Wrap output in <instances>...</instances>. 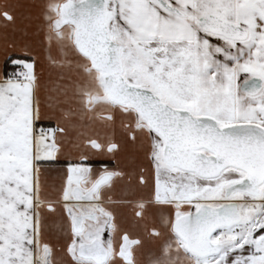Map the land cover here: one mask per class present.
<instances>
[{"label": "snow or ice", "instance_id": "snow-or-ice-1", "mask_svg": "<svg viewBox=\"0 0 264 264\" xmlns=\"http://www.w3.org/2000/svg\"><path fill=\"white\" fill-rule=\"evenodd\" d=\"M0 54V264H264V0L4 3Z\"/></svg>", "mask_w": 264, "mask_h": 264}, {"label": "crops", "instance_id": "crops-1", "mask_svg": "<svg viewBox=\"0 0 264 264\" xmlns=\"http://www.w3.org/2000/svg\"><path fill=\"white\" fill-rule=\"evenodd\" d=\"M30 0H0V5L4 4V3H20V4H27L29 3ZM18 11H23V9H19ZM25 57L23 55H18L13 57V59H24ZM11 62H10V66H11ZM13 66V65H12ZM5 68L10 72L13 70V68H9V66H7L5 64V62L2 59V54H0V72H3L5 70ZM55 74H53L52 79H55ZM45 81H47L49 79L47 71L45 72V76H44ZM69 95L71 96V92L69 93ZM44 126H50V127H55L56 126V121L52 120V121H46ZM120 132L119 129H117V138H119ZM110 157L109 156H95L93 157V165L94 167H103L106 163H108L110 161ZM48 178L51 182H55L58 180V174L55 172H51L48 174ZM151 247L150 244H146L145 249L143 250L144 255H143V259L145 260V262L148 259V250Z\"/></svg>", "mask_w": 264, "mask_h": 264}, {"label": "trees", "instance_id": "trees-1", "mask_svg": "<svg viewBox=\"0 0 264 264\" xmlns=\"http://www.w3.org/2000/svg\"><path fill=\"white\" fill-rule=\"evenodd\" d=\"M7 66H9V68H13L14 66H10V61L6 64Z\"/></svg>", "mask_w": 264, "mask_h": 264}, {"label": "built area", "instance_id": "built-area-1", "mask_svg": "<svg viewBox=\"0 0 264 264\" xmlns=\"http://www.w3.org/2000/svg\"><path fill=\"white\" fill-rule=\"evenodd\" d=\"M46 127H50V126H46Z\"/></svg>", "mask_w": 264, "mask_h": 264}]
</instances>
